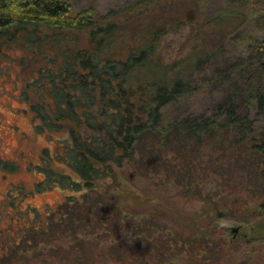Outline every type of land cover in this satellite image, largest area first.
Wrapping results in <instances>:
<instances>
[{
    "label": "trees",
    "instance_id": "16d2710c",
    "mask_svg": "<svg viewBox=\"0 0 264 264\" xmlns=\"http://www.w3.org/2000/svg\"><path fill=\"white\" fill-rule=\"evenodd\" d=\"M205 4L135 0L98 19L92 9L73 15L66 0H0V40L22 44L39 67L28 88L44 99L34 108L38 125L69 133L57 149L69 172L40 166L46 177L39 187L57 183L70 192L62 208L70 212L60 219L42 221L31 207L13 216L8 230L0 227V264H13L18 250L53 235L55 223L70 220L86 230L120 217L115 167L127 161L140 176L202 200L195 217L201 226L264 216V0H223L202 18ZM190 24L191 51L165 63V36ZM204 94L216 101L205 114H166ZM17 190L23 200L27 192ZM10 196L13 205L18 196ZM260 200L258 210L250 207Z\"/></svg>",
    "mask_w": 264,
    "mask_h": 264
},
{
    "label": "rangeland",
    "instance_id": "374dc122",
    "mask_svg": "<svg viewBox=\"0 0 264 264\" xmlns=\"http://www.w3.org/2000/svg\"><path fill=\"white\" fill-rule=\"evenodd\" d=\"M66 1L73 15L92 9L99 19L135 0ZM222 2L204 0L202 18L210 16ZM123 16L118 18L124 20ZM193 27L196 25L190 24L165 36L160 45L165 63L191 51ZM32 56L22 44L0 40V227L4 230L13 225V216L31 207L45 222L49 216L57 220L60 214L70 212L62 209L68 190L57 183L39 187L46 177L40 166L69 172L66 162L57 156L59 143L69 140V133H51L38 125L34 108L44 99L38 98L35 88L28 89L39 68L30 64ZM215 103L213 95H197L167 108L166 114L170 118L202 115ZM115 171L121 185L114 198L120 217L86 230L70 220L64 227L55 223L53 235L37 238L27 251L18 250L13 264H264V216L249 223L234 217L212 219L201 226L195 217L205 205L202 200L184 197L172 182L162 184L158 178L140 176L134 161L115 167ZM19 187L27 192L23 200ZM10 194L18 196L13 205ZM262 202L255 201L250 207L258 210ZM24 222L32 224L30 219ZM146 222L151 224L149 229L142 226ZM14 225L17 229L22 222ZM134 228L137 234H133ZM207 247L212 249L209 255L205 254ZM4 263L11 264L8 259Z\"/></svg>",
    "mask_w": 264,
    "mask_h": 264
},
{
    "label": "bare ground",
    "instance_id": "6f19581e",
    "mask_svg": "<svg viewBox=\"0 0 264 264\" xmlns=\"http://www.w3.org/2000/svg\"><path fill=\"white\" fill-rule=\"evenodd\" d=\"M16 105V104H15ZM11 141V140H10Z\"/></svg>",
    "mask_w": 264,
    "mask_h": 264
}]
</instances>
